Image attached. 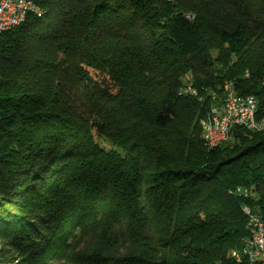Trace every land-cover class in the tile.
<instances>
[{
    "label": "trees",
    "instance_id": "trees-1",
    "mask_svg": "<svg viewBox=\"0 0 264 264\" xmlns=\"http://www.w3.org/2000/svg\"><path fill=\"white\" fill-rule=\"evenodd\" d=\"M36 1L0 35V264H235L264 130L202 123L226 81L264 118V0Z\"/></svg>",
    "mask_w": 264,
    "mask_h": 264
},
{
    "label": "built area",
    "instance_id": "built-area-1",
    "mask_svg": "<svg viewBox=\"0 0 264 264\" xmlns=\"http://www.w3.org/2000/svg\"><path fill=\"white\" fill-rule=\"evenodd\" d=\"M23 7V0H0V35L3 27H10L12 19L17 17L19 9ZM183 92L196 96L197 92L187 84ZM212 102H216L215 129L208 131L212 135L215 145H222L231 137L235 127H243L248 131H262L264 126H259L255 118L257 96L253 94H240L236 91L232 82H224L221 94L211 92ZM244 98H251V110H244ZM238 196L250 199L242 205V211L246 216H251L250 227L257 228L263 251H253L248 243V253H257V261L254 264H264V202L260 203L261 194L254 186H237L232 190ZM247 241V236L245 237ZM248 242V241H247ZM235 264H242L243 259H233ZM221 264H225L221 262Z\"/></svg>",
    "mask_w": 264,
    "mask_h": 264
},
{
    "label": "bare ground",
    "instance_id": "bare-ground-1",
    "mask_svg": "<svg viewBox=\"0 0 264 264\" xmlns=\"http://www.w3.org/2000/svg\"><path fill=\"white\" fill-rule=\"evenodd\" d=\"M40 12L41 8L36 0H23V7L19 9L17 17L12 19L10 27H3V32L23 24L29 14H39ZM244 110H251V98H244ZM215 112L216 105H212L207 118L202 123L203 137L209 147L218 146L215 145L212 135H208V131H214L215 129ZM255 118L256 121L259 122V126H264V118H258V101H256ZM249 224H251V216H247L246 224L248 242L244 239L243 246L232 250L230 254L232 259H236L237 256L238 259H243L242 264H254V261H257V253H248V243L253 251H263V244H261L257 228L250 227Z\"/></svg>",
    "mask_w": 264,
    "mask_h": 264
},
{
    "label": "rangeland",
    "instance_id": "rangeland-1",
    "mask_svg": "<svg viewBox=\"0 0 264 264\" xmlns=\"http://www.w3.org/2000/svg\"><path fill=\"white\" fill-rule=\"evenodd\" d=\"M97 141L98 143L103 146L104 148L106 149H109V148H115L114 145L112 144V142L108 139H106L105 137H102V136H97ZM79 235L78 231L75 233L74 235V238H77ZM0 245L2 246V244L0 243ZM10 251V250H9ZM9 251L7 250V252L9 253ZM9 255H12V258L13 259H16L17 258V255L15 253H9Z\"/></svg>",
    "mask_w": 264,
    "mask_h": 264
}]
</instances>
